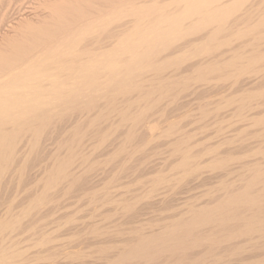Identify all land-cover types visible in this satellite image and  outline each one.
Wrapping results in <instances>:
<instances>
[{
    "label": "bare ground",
    "instance_id": "bare-ground-1",
    "mask_svg": "<svg viewBox=\"0 0 264 264\" xmlns=\"http://www.w3.org/2000/svg\"><path fill=\"white\" fill-rule=\"evenodd\" d=\"M39 1L0 8V264H264V0Z\"/></svg>",
    "mask_w": 264,
    "mask_h": 264
},
{
    "label": "rangeland",
    "instance_id": "rangeland-1",
    "mask_svg": "<svg viewBox=\"0 0 264 264\" xmlns=\"http://www.w3.org/2000/svg\"><path fill=\"white\" fill-rule=\"evenodd\" d=\"M5 1H6V0H5ZM5 1H4V0H1V1H0V8H2V7L4 6V3H5V4L7 3L6 5H10V6H11V8L8 7V6H6V5L4 6V7H7L8 9L10 8V9H9V11H10L9 14H10V15H9L8 17L11 18V16H12V18H11V19L9 18V20H12V19L15 20V17L17 18V16L19 17L20 15L23 16V14H27V16H28V15H32V14L34 13V10H36V9H34V10L32 9V11H33L32 13H31V10H30V9H31V8H34L33 5L35 6V4H37V3L40 2L39 0H36L35 3H34V0H24V2H23V0H20V1H19V0H10V1L7 0L6 2H5ZM8 1H9V2H8ZM11 1H12V4H13V5H11V3H10ZM14 1H15V2H14ZM37 1H39V2H37ZM22 2H23V3H22ZM14 3H15V5H14ZM20 3H22V4H20ZM26 4H27V6H26ZM18 5H19L20 7H19ZM38 5H39V4H38ZM38 5L35 6V7H38ZM4 7H3V8H4ZM18 7H19V9H18ZM26 7H27V8H26ZM20 8L23 9V10H22L23 13H22V11H21ZM40 8H41V7H40ZM37 9L39 10V7H38ZM13 10H14V11H13ZM24 10H25V11H24ZM26 11L29 12L30 14L27 13ZM17 12H18V14H17ZM13 13H14V14H13ZM21 13H22V14H21ZM19 14H20V15H19ZM14 16H15V17H14ZM24 16H25V15H24ZM13 17H14V18H13ZM226 86H227V85H226ZM223 87H224V86L221 87V90H226V89H227V88L223 89ZM193 97H194V96H192V101H193V100L195 101V97H194V98H193ZM188 99H190V103H193V102L191 101V96H190ZM197 100H198V99H196V102H197ZM196 102H195V103H196ZM194 105H195V104L193 103V106H194ZM255 109H256V108H255ZM256 111H257V109H256V110L252 109L250 112H256ZM225 112H226V111H225ZM170 115H171V114H170ZM163 123H164V121H163ZM210 133H211V132H210ZM210 133H209V134H210ZM212 136H213V134L210 135L209 137H212ZM213 139L216 140V138H212V140H213ZM157 160H159V158H158ZM157 160H156V161H157ZM198 187H199V185H198ZM197 189L200 190V189H202V187L200 186V188H197ZM193 190L196 191L195 188H193L192 191H193Z\"/></svg>",
    "mask_w": 264,
    "mask_h": 264
}]
</instances>
